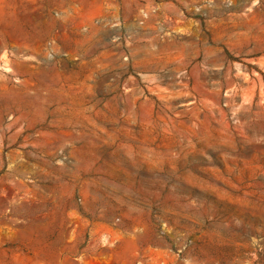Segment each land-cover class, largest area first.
I'll return each instance as SVG.
<instances>
[{
  "label": "rangeland",
  "instance_id": "obj_1",
  "mask_svg": "<svg viewBox=\"0 0 264 264\" xmlns=\"http://www.w3.org/2000/svg\"><path fill=\"white\" fill-rule=\"evenodd\" d=\"M263 29L264 0H0V264H264Z\"/></svg>",
  "mask_w": 264,
  "mask_h": 264
},
{
  "label": "bare ground",
  "instance_id": "obj_2",
  "mask_svg": "<svg viewBox=\"0 0 264 264\" xmlns=\"http://www.w3.org/2000/svg\"><path fill=\"white\" fill-rule=\"evenodd\" d=\"M254 40L259 44L264 43V29L261 34H259L257 37L254 38ZM92 50H93L92 47H88L87 49L84 50V54L89 55L91 54ZM211 229L214 230V233L217 232L220 235L219 237L220 240H225L228 237V233L226 232V230L222 229V227L211 228ZM214 233H210V236L213 237Z\"/></svg>",
  "mask_w": 264,
  "mask_h": 264
},
{
  "label": "water",
  "instance_id": "obj_3",
  "mask_svg": "<svg viewBox=\"0 0 264 264\" xmlns=\"http://www.w3.org/2000/svg\"><path fill=\"white\" fill-rule=\"evenodd\" d=\"M211 226H214L215 227L216 225H211Z\"/></svg>",
  "mask_w": 264,
  "mask_h": 264
}]
</instances>
